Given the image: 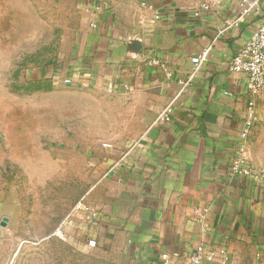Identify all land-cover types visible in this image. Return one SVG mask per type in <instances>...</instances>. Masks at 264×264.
<instances>
[{"label":"crops","instance_id":"obj_1","mask_svg":"<svg viewBox=\"0 0 264 264\" xmlns=\"http://www.w3.org/2000/svg\"><path fill=\"white\" fill-rule=\"evenodd\" d=\"M96 1L106 10L95 29L83 15L74 69L128 100L136 133L111 148L115 160L84 193L80 174L53 185L36 182L28 167L3 185L0 143V264H44L43 244L59 225L73 249L96 257L106 251L123 264H196L190 257L200 244L213 259L197 264H264V167L252 135L255 175L230 170L253 98L247 74L232 71L229 61L255 24L223 31L240 0ZM262 6L264 17V0ZM204 49L207 60L182 90L191 58ZM255 100L263 120L264 90ZM170 103V119L161 120ZM82 197L96 222L72 213Z\"/></svg>","mask_w":264,"mask_h":264},{"label":"rangeland","instance_id":"obj_2","mask_svg":"<svg viewBox=\"0 0 264 264\" xmlns=\"http://www.w3.org/2000/svg\"><path fill=\"white\" fill-rule=\"evenodd\" d=\"M83 1L0 0L3 185L14 170L23 176L28 167L36 182L53 185L80 174L84 193L115 160L111 148L136 133L128 100L74 69L80 68L75 56L86 34ZM252 136L264 167V118ZM43 247L44 264H123L120 256H89L57 237Z\"/></svg>","mask_w":264,"mask_h":264},{"label":"built area","instance_id":"obj_3","mask_svg":"<svg viewBox=\"0 0 264 264\" xmlns=\"http://www.w3.org/2000/svg\"><path fill=\"white\" fill-rule=\"evenodd\" d=\"M216 2L202 3L194 10L195 16H200L205 11L212 9ZM263 0H240L238 4V11L233 17L225 20L223 31L231 28L240 27L242 23L254 22L249 37L240 47V49L231 57L229 61V67L232 71L243 72L247 74V87L253 98L248 104L247 112L245 115V121L243 129L240 133V144L237 150V154L231 164L230 170L235 175L253 176L255 170L252 166L250 154H249V141L251 135L260 122L259 115L257 113V103L255 96L264 90V17L262 11ZM80 8L83 15L90 18L89 25L91 28H97L100 22L101 15L105 12L106 7L103 3L96 0H85L80 3ZM210 49H204L200 54L191 58L193 63V69L190 76L181 80L182 90L186 89L203 63L207 60ZM160 59H151L149 65H160ZM71 79H67L66 83H71ZM110 91H113L111 88ZM173 103H170L159 116L161 120L170 119L172 113ZM81 213L86 220L95 221L99 219L98 213L94 212L91 207L85 202L82 197L73 207L72 213ZM203 218L204 216L201 215ZM65 232L59 225L54 232H52L48 238L57 237L65 239ZM163 259L169 260V255L164 254ZM213 259V253L207 252L205 247L200 244L195 253L191 255L190 261L192 263H200L202 261H211Z\"/></svg>","mask_w":264,"mask_h":264},{"label":"water","instance_id":"obj_4","mask_svg":"<svg viewBox=\"0 0 264 264\" xmlns=\"http://www.w3.org/2000/svg\"><path fill=\"white\" fill-rule=\"evenodd\" d=\"M2 224L5 225V224H6V221L4 220V221L2 222Z\"/></svg>","mask_w":264,"mask_h":264}]
</instances>
